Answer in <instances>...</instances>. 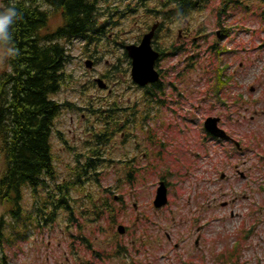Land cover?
Masks as SVG:
<instances>
[{
	"label": "rangeland",
	"instance_id": "1",
	"mask_svg": "<svg viewBox=\"0 0 264 264\" xmlns=\"http://www.w3.org/2000/svg\"><path fill=\"white\" fill-rule=\"evenodd\" d=\"M194 2L187 13L168 0L102 3L94 41L66 45L70 78L54 99L68 105L51 139L58 178L40 193L56 202V186L77 180L78 166L104 162L84 172L89 183L68 193L71 209H60L54 223L41 219L38 227L32 216L40 199L25 190L33 225L27 221L25 239L5 247L9 264H264V0ZM50 11L44 36L63 25ZM157 21L166 56L153 101L132 82L124 45L139 44ZM210 117L221 119L240 150L205 132ZM96 149L105 153L95 157ZM161 181L169 201L156 209ZM105 201L116 222L96 216L94 206ZM7 214L0 206L6 224Z\"/></svg>",
	"mask_w": 264,
	"mask_h": 264
},
{
	"label": "trees",
	"instance_id": "2",
	"mask_svg": "<svg viewBox=\"0 0 264 264\" xmlns=\"http://www.w3.org/2000/svg\"><path fill=\"white\" fill-rule=\"evenodd\" d=\"M112 1L115 0H14L22 17L12 28V45L18 49V55L5 57L4 69L0 73V154L3 159L0 206L6 207L7 215L11 219L6 224L4 218L0 217V264H9L5 247H13L17 241L25 239L22 228L28 227L27 221L31 220L30 224L33 225V219L38 227H42L41 219H44L45 225L54 223L60 209H71L66 204L70 190L84 187L79 173L77 180L68 181L63 186L64 192L61 190L62 186L56 187L61 194L58 201L55 202V195L48 194V197H43L40 193L41 189H47L49 182L56 183L58 178L51 139L55 121L68 105L54 99L70 78L66 68L72 58L66 45L72 44L74 40L93 42L94 35L100 32L97 27L100 5ZM168 1L169 4L179 3L184 13L194 10L197 5L194 0ZM12 2L13 0H1L0 11L11 6ZM51 9L62 14L63 25L44 36L43 30L48 26ZM161 29L162 25L158 33ZM157 38L158 34L155 39L156 50L163 57L164 53L156 42ZM124 55L128 59L126 52ZM222 73L223 70H219L218 80L223 84L220 81L223 78L220 77ZM162 83L160 81L146 89L153 101L156 99L152 94L162 91ZM26 189L36 199H40L36 218L32 216L31 219L26 215L23 207ZM81 189L78 188V191ZM49 206H53V209L45 214ZM94 207L98 219L108 215L112 222L117 221L112 218L115 212L113 204L105 201L101 206ZM69 222H72L71 219ZM89 249L92 247L89 246ZM97 252V258L104 260L107 257L104 252Z\"/></svg>",
	"mask_w": 264,
	"mask_h": 264
},
{
	"label": "water",
	"instance_id": "3",
	"mask_svg": "<svg viewBox=\"0 0 264 264\" xmlns=\"http://www.w3.org/2000/svg\"><path fill=\"white\" fill-rule=\"evenodd\" d=\"M159 26V23L153 25L150 31L143 35L138 45H129L125 48L127 56L131 60L132 81L141 88L157 84L160 81V73L156 69V64L160 60V53L153 46V40ZM92 64L91 61L88 62L87 67L91 68ZM98 85L101 89L106 88L102 80H98ZM219 122V118H208L204 124L206 132L216 138L231 140L226 132L219 127ZM236 145L240 149V145L238 143ZM167 204L168 189L166 184L161 182L157 189L154 207L161 209ZM118 232L124 235L126 233L125 227L122 225L119 226Z\"/></svg>",
	"mask_w": 264,
	"mask_h": 264
},
{
	"label": "clouds",
	"instance_id": "4",
	"mask_svg": "<svg viewBox=\"0 0 264 264\" xmlns=\"http://www.w3.org/2000/svg\"><path fill=\"white\" fill-rule=\"evenodd\" d=\"M21 18L14 0L11 6L0 11V62H3L5 57H15L18 55V49L12 45V28Z\"/></svg>",
	"mask_w": 264,
	"mask_h": 264
},
{
	"label": "flooded vegetation",
	"instance_id": "5",
	"mask_svg": "<svg viewBox=\"0 0 264 264\" xmlns=\"http://www.w3.org/2000/svg\"><path fill=\"white\" fill-rule=\"evenodd\" d=\"M145 1V0H144ZM222 1H225V0H222ZM171 6H174V9H175V11L176 12H181V11H183V7L181 6V5H179V3H171L170 4ZM200 5V4H199ZM196 7H197V5H196ZM157 22H159V21H157ZM160 23V22H159ZM160 24H162V23H160ZM160 27V26H159ZM159 29V28H158ZM164 56L162 57V59H161V61L163 60V58H165V54H163ZM93 60L91 61V62H93L94 63V61H95V59L94 58H92ZM161 82H162V75H161ZM151 88V87H150ZM214 139H216V138H214ZM97 150V152L95 153V152H93L95 155V157H98V156H101L103 153H105L104 151L103 152H100L98 149H96ZM80 157H83L82 156V154L80 155ZM97 159H99V158H91V157H88L87 158V160H86V162H96L95 160H97ZM104 162V160L103 159H99L98 160V163H96L94 166H89V167H87V166H82L81 168H76V173L75 174H79V173H81V179H80V182H82V184L84 185L85 183H89V179H87V180H82L83 178H84V175H83V173L84 172H88V169H92V168H94V169H96L97 167L96 166H99L100 164H102ZM78 163H81L80 162V160L78 161ZM72 170H74V169H72ZM86 177H88V176H86ZM70 181V180H69ZM58 185H60V184H58ZM66 185V184H65ZM62 187L64 186L63 184L61 185ZM57 187V186H56ZM59 187V186H58ZM57 189V188H56ZM63 189H65L64 187H63ZM63 189H61V190H63ZM57 191H59L58 189H57ZM62 192H64V191H62ZM70 192H72V190H70ZM52 196H53V194H52Z\"/></svg>",
	"mask_w": 264,
	"mask_h": 264
}]
</instances>
